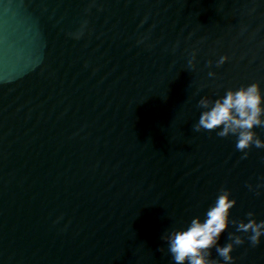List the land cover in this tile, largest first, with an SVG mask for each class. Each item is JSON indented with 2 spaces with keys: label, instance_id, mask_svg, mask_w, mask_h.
<instances>
[{
  "label": "water",
  "instance_id": "1",
  "mask_svg": "<svg viewBox=\"0 0 264 264\" xmlns=\"http://www.w3.org/2000/svg\"><path fill=\"white\" fill-rule=\"evenodd\" d=\"M252 83L264 0H0V264H173L163 237L221 189L264 221V149L193 130ZM230 233L234 264H264Z\"/></svg>",
  "mask_w": 264,
  "mask_h": 264
},
{
  "label": "clouds",
  "instance_id": "2",
  "mask_svg": "<svg viewBox=\"0 0 264 264\" xmlns=\"http://www.w3.org/2000/svg\"><path fill=\"white\" fill-rule=\"evenodd\" d=\"M228 59L227 56L220 57L217 67L222 66ZM194 61L195 54L189 61L192 68H195ZM209 76L214 77L215 73L209 72ZM198 107L203 111L193 127L195 132H216L221 138L235 136L236 149L245 153L242 158H247V153L253 146L264 149V140L255 132L257 127L264 128V92L259 83L236 90L229 89L215 101L204 97L200 99ZM231 197L229 190L221 189L215 202L206 211L203 221L199 217L193 218L186 229L174 230L163 237L173 264H219V261L211 259L212 249H215L224 264H234L232 253L245 240L240 235L230 233V242L219 246L222 234L231 225H235L237 233L248 234L247 239L253 247L261 243V238L264 237V221L257 222L253 212L247 214V222L232 220L231 211L237 201Z\"/></svg>",
  "mask_w": 264,
  "mask_h": 264
}]
</instances>
